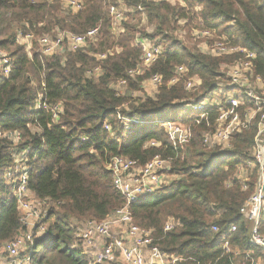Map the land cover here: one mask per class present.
<instances>
[{"label":"trees","instance_id":"1","mask_svg":"<svg viewBox=\"0 0 264 264\" xmlns=\"http://www.w3.org/2000/svg\"><path fill=\"white\" fill-rule=\"evenodd\" d=\"M186 1L191 9L166 0H85L84 8L74 12L60 0H0V49L11 50L8 55L13 63L8 74L0 68V131L22 136L19 146L31 148L32 191L37 198L58 206L51 208L45 221L47 236L36 242L35 264H89L80 249L73 247L71 219L102 220L124 205L107 169L117 155L140 165L156 156L171 158V172L180 179L138 199L131 208L135 222L152 231L156 245L183 257L179 264H252L253 258L263 257L262 250L250 241L252 223L240 213L254 191L258 169L247 175V190L243 189L245 180L237 176L238 167L247 168L253 158L257 126L235 133L231 147L223 148L206 146L203 125H197L187 150L176 151L163 123L175 120L191 124L196 113L190 104L215 92L221 80L227 81L221 66L238 58L214 57L197 46L189 49L174 35L178 20L201 18L203 28L215 31L216 37L226 36L233 45L253 52V75L264 80V0ZM112 5L124 7L121 34L113 32ZM195 6L199 7L196 12ZM145 13L148 25L155 26L153 33L138 27L137 21ZM96 27H100L98 48L90 42L89 51L85 48L53 56L38 49L41 36H55L57 31L85 34ZM19 33L33 35L31 51L17 41ZM142 37L164 43V51L144 73L131 76L129 71L143 62L138 42ZM115 44L121 50L107 54ZM94 53L105 54V58ZM98 65L103 74L89 77L88 70ZM182 65L188 68L184 78L169 84ZM154 74L164 77L157 96L135 99L128 110L121 109L130 97L115 90L113 84L126 78L128 89L136 90ZM193 76L201 80L196 89L200 93L186 88V81ZM38 91L45 93L49 109L35 108ZM56 104L63 110L54 120L51 108ZM217 111L212 109L211 114ZM119 113L138 117L143 123L124 127L117 118ZM153 140L159 145L148 146ZM13 145L10 139L0 138V248L22 229L16 201L4 179L13 163ZM169 217L180 224L165 232ZM232 225L237 229L229 232ZM214 226L219 230H213ZM259 229L264 235V211Z\"/></svg>","mask_w":264,"mask_h":264},{"label":"built area","instance_id":"2","mask_svg":"<svg viewBox=\"0 0 264 264\" xmlns=\"http://www.w3.org/2000/svg\"><path fill=\"white\" fill-rule=\"evenodd\" d=\"M56 0H31L33 3L52 2ZM65 8L74 12L84 8L85 0H60ZM164 1V0H148ZM173 1L176 0H166ZM182 3V0H180ZM142 10L143 8L139 6ZM123 6L112 5L110 15L112 18L113 32L121 34L123 28L120 26L123 19ZM99 28L89 30L85 34H73L70 32L57 31L56 35H44L38 38L41 52L46 56L64 54L69 51L85 49L89 43L98 40ZM196 37L205 39L199 49L205 54L221 57L226 55H237L234 61L230 80L225 84L219 83L216 86L218 94L210 91L199 101H193L191 110L195 118L191 124L182 121L167 120L163 123L168 138L176 151L186 150L194 136V127L203 125V143L206 146L231 147L234 134L252 129L257 126L258 132L255 138V146L252 150V160L248 162L247 168H257L258 176L254 185V191L241 207L240 213L246 221L252 223L250 241L258 246L263 257L258 256L252 259V264H264V235L260 232L259 221L264 206V144H261L264 137V95L254 93L246 85L253 79L256 82L264 83L261 76H254L255 54L239 46L233 45L226 36L210 41L215 31L197 28ZM17 41L26 44L31 51L33 47L32 34L23 35L19 33ZM143 50L142 65L148 68L160 55L163 54V46L153 43L151 40L142 37L138 39ZM98 58H105V54L98 55ZM12 59L6 51L0 49V68L6 73L12 69ZM188 71L184 65L177 67L175 77L169 82L174 84L180 77ZM139 68L129 71V75L135 76L141 73ZM103 74L100 65L87 72L89 77H99ZM154 88L164 85V77L161 74H154L144 82ZM126 78L116 81L113 86L119 91V87L126 86ZM188 90H196L201 85V80L197 76L190 77L186 83ZM45 87V85H44ZM232 87H238L237 92L230 91ZM221 97V98H220ZM219 98L218 102H214ZM35 108L46 110L50 104L43 91H38L35 98ZM212 109L218 111L211 114ZM61 104H56L51 108L53 119H58L62 112ZM122 126L127 128L135 127L143 123L141 119L131 118L127 114L119 113L117 116ZM111 131L109 124L105 125ZM113 135V134H112ZM0 138H8L13 142L11 155L13 163L7 169L4 179L10 187L11 195L16 201L20 214L22 229L20 233L11 241L6 242L0 248V264H35L36 242L47 236V226L45 221L49 216L51 208L44 209V203L50 200H42L36 197L30 187L31 173V148L19 146L22 136L14 131H0ZM157 146L159 143L150 141L148 146ZM172 167L171 158L156 156L145 165H140L137 160L125 156H114L107 165V169L112 174L115 189L124 198V205L107 215L102 220H87L73 224L74 243L73 247L80 249L81 253L88 259L89 264H179L183 257L169 253L161 249L154 243L152 231L141 227L135 222L131 205L138 199L155 193L166 184L165 173ZM243 167V166H242ZM244 168V167H243ZM245 168V169H247ZM239 179L245 180L243 189L247 190V176L239 174ZM180 222L174 217H169L165 221L164 231L169 232L175 229ZM236 225H232L229 232L236 231ZM213 230L218 231L219 227L214 226ZM225 247L229 250V242H225Z\"/></svg>","mask_w":264,"mask_h":264},{"label":"rangeland","instance_id":"3","mask_svg":"<svg viewBox=\"0 0 264 264\" xmlns=\"http://www.w3.org/2000/svg\"><path fill=\"white\" fill-rule=\"evenodd\" d=\"M169 2L171 4H173V5H175V4H177V5L180 4L181 6L184 5L188 9H191V6H189L190 5L189 2L186 1V0H182V3H181L180 0H176L175 2H173V1H169ZM131 9H132V11H134L133 8H131ZM198 9H199V7H196L193 11L196 12L195 10L198 11ZM137 24H138L139 29H143V30H145L148 33H153L154 30H155V26L154 25L153 26H149L148 25V19H147L146 13L142 14L140 16V18L137 21ZM202 25L203 24L201 22V18L200 19L199 18H195L192 21L189 18L179 19L178 22H177V27L174 30V35H175V37L177 39L183 41L185 43V45L189 49L194 50L197 47L200 48L201 43L203 41H205V39H198L196 37L195 33L197 31H199L197 28H200V27L204 26V25L203 26ZM217 39H219V38L212 34V37H211L210 41L212 42V41L217 40ZM156 41H161V40H159V39L157 40L156 39ZM97 43H98V41L94 43L95 45L93 44L94 48H98V44ZM162 45L164 47V43H162ZM90 48H91L90 46L87 47L86 51H89ZM38 49H40V46H39ZM120 50L121 49L115 44V45H112L111 48H109V51L106 52V53L109 54V55H113V54L117 53ZM8 51H9L8 53L10 54L11 50H8ZM65 53H67V52H65ZM90 53L93 54L92 52H90ZM94 54H100V53H94ZM233 64L224 63L221 66V71L224 74H226V79L228 78V80H230V73L232 71ZM138 68L142 70V73H144V69H146L142 65V62H140ZM182 78H184V75H182L180 77V80ZM221 82H222L221 84H225L226 83L225 80H221ZM246 87L252 89L254 91V93H258L259 95H264V83L256 82V81H254L252 79L251 83L249 85H246ZM160 89H161V86L159 88H154L150 84H145L144 82H142L139 85V88L136 89V90H132V89L129 90L127 85L119 87V90H120V92L122 94H126L128 97H130V100L128 102H126V104L124 106H122L121 109L128 110L129 106H130V103L133 100H135V99H138V98H141V97L144 98V97H146L148 95L152 96V97L157 96V94L160 92ZM189 91H191L192 93H200L199 90H189ZM214 94L217 95L218 91H215ZM218 100H219V98H215L214 102H218ZM34 130H36V129L34 128ZM261 144H264V137L262 138ZM187 147H186V150H187ZM249 169L250 170L248 172V170L243 168L242 166L238 167L239 174L244 175V177L247 176L248 174L250 175V173H251L253 168H249ZM165 176H166V180H167V184L166 185H170L172 182H174L176 180H179L180 177H181L179 174L172 173L171 170L169 172L165 173ZM57 207H58L57 204L55 202H53V201H46L44 203V206H43V208L46 209V210L49 209V208L56 209ZM263 211H264V206H263ZM87 220H93V218H90V219L89 218L88 219L72 218L71 219V223L73 225V224L79 223L80 221L86 222ZM248 222H250V221H248ZM73 243H74V241H73ZM38 251L39 252L41 251V247H39Z\"/></svg>","mask_w":264,"mask_h":264}]
</instances>
